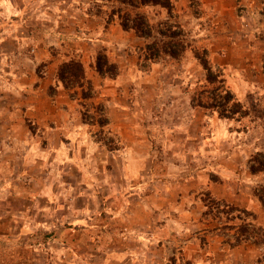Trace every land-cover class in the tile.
Wrapping results in <instances>:
<instances>
[{
  "label": "rangeland",
  "instance_id": "obj_1",
  "mask_svg": "<svg viewBox=\"0 0 264 264\" xmlns=\"http://www.w3.org/2000/svg\"><path fill=\"white\" fill-rule=\"evenodd\" d=\"M105 4L98 0H0V20L5 34L11 33L14 25V32L18 31L28 39H35L46 32L67 38H109V44L99 45L100 49L94 54L84 56L76 53L77 57L84 63L87 80L91 72H96L94 65L98 55L106 56L109 63L115 64L119 70L115 78L101 77L130 86L127 87L129 99L136 103L134 108L140 113V118L159 116L156 106L161 102L179 101L176 108L166 110L167 116L173 117L171 120H177L174 129L178 133L173 135L175 152L171 155L154 138L150 160L163 168L166 161H173L172 171L165 172L169 178L161 180L159 177L161 185L172 181L175 191L180 192V198L170 204L172 207L168 210L175 208L178 211L180 208L181 211L183 208L194 221L190 222L189 229L184 226L179 230L169 228L165 233L163 230H149L140 239L138 233L133 235L130 230H125L126 226L113 230V226L108 225L114 213L124 215L123 211L132 205L131 202L114 198L102 203L98 198L91 204V214L78 226L70 221L73 218L63 206L53 210L54 223L50 235L40 231L37 236L24 233L17 238L18 230L15 229L22 219L12 220L5 216L0 218V264H34V260L36 264H43L44 260H47L44 264H61L62 261L72 264H132L135 258L142 260L141 264H158L155 262L158 258L159 264H264V243H254L258 241L254 236L259 230L264 231V16L258 13L262 10L259 0H200L197 16L189 11L187 0H177L175 14L190 48L181 58H165L152 63L146 71L141 68L143 64L139 60L143 41L134 33L123 31L117 22L107 24L104 17L106 12H110L111 5ZM5 8H10L9 13ZM141 11L152 23L166 19L165 11L157 7ZM11 46V43H5L6 50ZM196 49L207 51L212 73L219 75L218 81L223 83L208 84L203 67L194 57ZM63 54L73 55L70 51L54 50L52 57L55 61H64L66 57ZM227 64L234 67L237 75L226 73ZM229 77L240 79L243 89L239 92L232 90ZM237 86L240 88V83ZM220 87L243 106L244 118L239 115L232 119L220 118L216 111L193 107L197 106L198 100L211 102L212 95H220ZM94 113L86 110L82 114H86L88 124L97 122L99 127L103 126V107L98 106ZM241 118L243 121L238 123ZM166 123L170 124L169 121ZM166 125L164 121L149 124L152 132ZM249 129L252 133H248ZM243 131L245 135H240ZM100 135L95 137L99 141ZM102 143H106L104 145L108 148L113 147L110 138ZM226 161L237 166L231 173L242 179L232 181L234 184L237 181L244 193L255 200L257 210L227 203L208 191L211 183L219 185L226 180L227 171L221 169ZM55 190L62 193V188ZM79 192L83 193L85 189L79 187ZM97 194L99 197L109 196L106 188L99 189ZM125 194V190L120 193L121 196ZM210 200H215L216 204L208 208L206 204ZM106 208L114 212L110 217ZM177 211L170 212L174 216ZM60 215L66 219L60 221ZM4 232L9 235H4ZM39 239L50 242V245L46 244L47 250H44L45 246H39L36 251L32 247L33 242ZM66 242L74 248L73 252L61 247V243ZM141 242L146 243L148 249L141 250ZM109 244H115L116 250L110 251ZM193 245L197 249H194L191 260L187 256ZM158 247L162 252L154 250ZM220 248L226 252L234 248L232 258L225 257Z\"/></svg>",
  "mask_w": 264,
  "mask_h": 264
},
{
  "label": "crops",
  "instance_id": "obj_2",
  "mask_svg": "<svg viewBox=\"0 0 264 264\" xmlns=\"http://www.w3.org/2000/svg\"><path fill=\"white\" fill-rule=\"evenodd\" d=\"M5 11L9 13L10 8H5ZM2 26L0 20V218L22 219L18 229H15L18 230L17 238L24 233L37 236L40 231L50 235L54 223L53 210L63 206L73 218L70 221L78 226L91 214V204L96 203L98 198L102 203L115 198L132 204L123 211L124 215L107 211L106 208L109 217L114 213L108 223L113 230L126 226L125 230H130L133 235L138 233L142 239L149 230H163L162 233H165L169 228L179 230L184 226L189 229L190 222L194 221L189 212L183 208L181 211L180 208L178 211L175 208L168 210L172 207L170 204L180 198V192L175 191L172 181H165L161 185L159 178H169L170 175L165 172L172 171L173 161H166L163 168L150 160L154 138L161 142L162 149L169 150L171 155L175 152L173 135L177 132L174 129L177 120H171L173 117H168L166 110L176 108L179 101L170 99L161 102L156 106L159 116L140 118V113L134 108L136 103L129 99L127 87L130 86L115 79L106 80L94 71L88 75L93 88L92 97L84 100L81 98V88L67 90L58 80L57 67L63 60L55 61L52 52L74 51L90 56L100 49L99 45H108L109 38H67L46 32L35 39H28L18 31L14 32V25L11 33L6 34ZM6 42L12 45L8 50L5 49ZM226 68L228 75H237L230 64ZM229 83L235 92L243 89V82L238 78L229 77ZM239 83L240 88L237 86ZM98 106L104 109L105 124L99 127L97 122L95 125L84 122L82 113L86 110L94 113ZM95 116L94 113L96 119ZM161 121L167 125L152 132L149 124ZM242 121L241 118L238 123ZM252 130L249 129L248 133H252ZM99 134H102V142L110 138L113 147L108 148L104 145L106 143L97 140L95 137ZM240 135H245V131ZM236 167L226 161L221 167L227 171L226 180L219 185L211 183L208 191L217 199L255 211V200L244 193L237 183L242 178L231 173ZM234 179L237 180L235 184ZM57 187L62 188V193L56 192ZM79 187H83L85 192H79ZM101 188H106L109 196L99 197L97 193ZM122 190L126 194L121 196ZM173 210L177 211V215L173 216L170 212ZM63 219L66 218L60 215L59 220ZM79 231L84 232L77 230L76 233ZM68 243H61V247L73 252L74 248ZM46 244L50 245V242L39 239L33 242L32 247L36 251L39 246H45L43 248L47 250ZM108 248L110 251L116 250V245L109 244ZM140 248L148 249V245L141 242ZM234 248L227 252L220 249L226 254L225 257L232 258ZM194 249L197 248L193 245L187 258L193 259ZM154 250L162 252L160 247ZM158 259L155 262L159 264ZM131 263L141 264L142 260L135 258Z\"/></svg>",
  "mask_w": 264,
  "mask_h": 264
},
{
  "label": "trees",
  "instance_id": "obj_3",
  "mask_svg": "<svg viewBox=\"0 0 264 264\" xmlns=\"http://www.w3.org/2000/svg\"><path fill=\"white\" fill-rule=\"evenodd\" d=\"M97 1V0H96ZM103 4L111 5L110 12L105 13L104 19L107 24L117 22L125 32H132L136 37L143 41V46L139 49V60L143 64L141 68L146 71L152 63H156L165 58L179 59L190 48L188 40L185 38L184 30L178 23V15L175 14L177 0H98ZM262 6L261 13L264 16V0H259ZM106 5V4H105ZM188 9L193 16H197L200 8V0H187ZM159 8L166 13V19L152 23L146 14L141 10L146 8ZM72 57L66 54V60L58 66L57 76L65 89L75 87L81 88V98L89 99L92 97L93 88L90 81L86 79L85 69L82 61L77 57L76 52H72ZM195 59L203 67L206 73L208 84L223 83L218 81L219 75L212 73V68L208 62V53L205 49L193 51ZM95 71L102 77L108 76L115 78L118 74V67L108 62L106 56L98 55L94 65ZM219 96L212 95L211 102L197 101L200 108L216 111L220 118L232 119L239 115L245 117L244 108L236 102L223 87L219 88ZM84 122L88 123L86 114H82ZM215 200H210L208 208L214 206ZM213 208V207H212ZM216 208V207H215ZM212 210V209H211ZM263 232V233H261ZM261 233V235L259 234ZM254 237V243H264L261 238L264 231L259 230ZM260 235V236H259ZM259 236V237H258Z\"/></svg>",
  "mask_w": 264,
  "mask_h": 264
}]
</instances>
